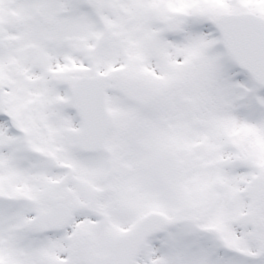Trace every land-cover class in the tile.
I'll return each instance as SVG.
<instances>
[{
    "label": "snow or ice",
    "instance_id": "obj_1",
    "mask_svg": "<svg viewBox=\"0 0 264 264\" xmlns=\"http://www.w3.org/2000/svg\"><path fill=\"white\" fill-rule=\"evenodd\" d=\"M0 264H264V0H0Z\"/></svg>",
    "mask_w": 264,
    "mask_h": 264
}]
</instances>
